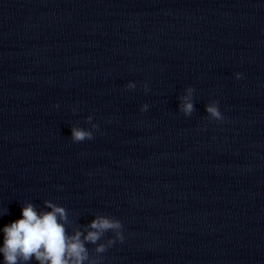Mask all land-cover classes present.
<instances>
[{"label":"water","instance_id":"water-1","mask_svg":"<svg viewBox=\"0 0 264 264\" xmlns=\"http://www.w3.org/2000/svg\"><path fill=\"white\" fill-rule=\"evenodd\" d=\"M212 100L223 121L208 119ZM89 115L93 139L73 143ZM45 200L77 224L121 221L101 264H264V12L0 0V229Z\"/></svg>","mask_w":264,"mask_h":264},{"label":"clouds","instance_id":"clouds-1","mask_svg":"<svg viewBox=\"0 0 264 264\" xmlns=\"http://www.w3.org/2000/svg\"><path fill=\"white\" fill-rule=\"evenodd\" d=\"M241 73H236V78H241ZM128 89L136 85L129 82ZM144 91H149L147 84ZM195 89L191 86L185 88L184 94L179 97V111L186 117L195 111L193 94ZM148 105L141 106V111L146 112ZM76 110L73 109V112ZM208 119L223 121L225 118L219 110L218 101L212 100L205 106ZM89 115L86 122L90 129L76 125L71 126V140L81 143L92 140L93 133L98 125L93 123ZM44 208L38 210L32 202H25L22 206L21 216L0 231L3 233L0 255L3 264H101V255L111 248L117 241L123 243V225L120 220L96 215L91 222L85 225L77 224L69 218L68 210L50 200L44 201ZM72 228L71 234L68 228ZM111 232L114 238L101 242L105 234ZM95 245V256L90 255L86 245Z\"/></svg>","mask_w":264,"mask_h":264}]
</instances>
